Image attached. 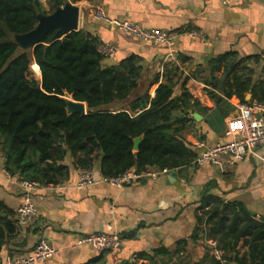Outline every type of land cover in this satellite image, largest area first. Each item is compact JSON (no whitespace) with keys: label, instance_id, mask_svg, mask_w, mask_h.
Returning a JSON list of instances; mask_svg holds the SVG:
<instances>
[{"label":"trees","instance_id":"16d2710c","mask_svg":"<svg viewBox=\"0 0 264 264\" xmlns=\"http://www.w3.org/2000/svg\"><path fill=\"white\" fill-rule=\"evenodd\" d=\"M80 1L46 0L45 7L42 0H0V157L4 167L11 176L47 186L70 178L68 158L75 168L92 169L99 160L104 176L193 165L198 153L183 131L194 119L190 114L206 108L191 94L187 87L190 75L181 72L177 63L166 64L164 72L140 92L142 57L133 53L117 64L105 65L99 51L101 39L92 32L79 29L53 41V29L34 48L19 47L14 35L35 28L39 13L49 14L67 2ZM33 61L41 82L28 77ZM208 64L210 74L204 80L222 117L229 114L228 100L233 96L241 102L264 104L262 56L241 57L230 51ZM161 77L151 97L149 88ZM179 86L180 93H176ZM66 93L85 102L88 113H69ZM249 93L252 98L247 100ZM140 136L136 150L135 139ZM203 215L207 238L218 242L232 264H264V220H257L243 203L213 197ZM13 216L0 201V249L17 231ZM241 240V247H248L243 254ZM161 253L174 254L159 248L152 254L140 252L125 264H140L145 259L155 262ZM102 259L101 254L85 264Z\"/></svg>","mask_w":264,"mask_h":264},{"label":"crops","instance_id":"0c3cea01","mask_svg":"<svg viewBox=\"0 0 264 264\" xmlns=\"http://www.w3.org/2000/svg\"><path fill=\"white\" fill-rule=\"evenodd\" d=\"M43 4L47 7L46 0ZM73 4L80 7L79 29L92 32L102 44L115 47L116 51L104 59L105 65L117 64L133 53L142 57L144 76L140 92L158 73L164 72L166 64L177 63L181 72L190 75L187 87L206 111L190 114L194 119L183 131V137L198 154L205 147L233 138L229 120L237 115L240 100L236 96L230 98L229 114L222 117L204 79L210 74L209 60L226 52L264 58L261 0H82ZM98 7L112 19L130 20L144 28L175 29L179 32L177 44L170 49L162 44L143 43L95 18L93 12ZM250 65L254 66L252 62ZM221 74L222 71L216 75ZM162 81L163 77L150 87L151 97ZM176 93H180V86ZM65 163L71 168L70 178L58 185L37 188V216L29 225L17 226L16 233L0 249V264H5L10 255L31 252L42 240L58 253L35 264H85L101 254L103 259L96 264H125L140 252L152 254L159 248L174 254L161 253L155 262L145 259L140 263L216 264L207 243L203 215L207 202L212 204L213 197L239 201L257 220H264V144L257 147L256 154L246 155L229 168L220 163L194 162L123 187L100 181L104 175L99 160L92 168L97 182L81 187L80 168L74 167L72 158ZM0 166L4 167L1 157ZM21 181L0 172V201L14 212L15 220L22 203ZM94 233L118 235L119 247L101 253L91 245L72 247L78 239ZM242 243L241 240L239 248ZM247 251V246L241 247V254Z\"/></svg>","mask_w":264,"mask_h":264},{"label":"built area","instance_id":"2783aa9c","mask_svg":"<svg viewBox=\"0 0 264 264\" xmlns=\"http://www.w3.org/2000/svg\"><path fill=\"white\" fill-rule=\"evenodd\" d=\"M261 1L264 3V0ZM93 16L111 23L122 32L137 38L143 43L162 44L170 49H173L177 44L179 32L175 29L144 28L140 24L130 20L112 19L100 7L95 9ZM99 51L107 58L116 49L113 45L101 44ZM229 132L233 135L231 140L228 142H217L213 146L205 147L198 154L194 162L196 164L220 163L224 168H229L246 155L256 154L257 147L264 144V104L257 101H240L237 115L229 120ZM199 145L203 146L204 143ZM163 171L151 168L146 172H138L132 169L117 176H103L100 181L111 186L123 187L139 179L154 178ZM0 172L6 176H10L9 171L3 166H0ZM78 174V185L81 187H86L97 182L94 178V171L91 168H80ZM39 186L40 184L35 181H21L22 203L17 210L16 216L19 226L29 225L37 216L34 193ZM120 242V237L116 234L94 233L78 239L72 244V247L91 245L101 253L106 250H116ZM207 243L218 264H232L227 258L225 250L219 246L216 240L210 238L207 239ZM57 253L58 250L55 247L42 240L29 253L8 256L5 264H35L51 258Z\"/></svg>","mask_w":264,"mask_h":264},{"label":"water","instance_id":"95a60500","mask_svg":"<svg viewBox=\"0 0 264 264\" xmlns=\"http://www.w3.org/2000/svg\"><path fill=\"white\" fill-rule=\"evenodd\" d=\"M80 25V7L71 2L58 7L54 12L46 14H38V24L31 31L14 35L15 40L18 42L19 47L22 49H31L36 45L42 43L47 33L56 29L53 41L62 39L73 31H78ZM251 94H248V100L251 99ZM67 110L69 113L79 112L87 114V104L85 102L76 101L66 93ZM198 119V114L194 115ZM142 136L135 139V149L139 148ZM103 264H107L104 261ZM140 264H145L141 262Z\"/></svg>","mask_w":264,"mask_h":264},{"label":"rangeland","instance_id":"374dc122","mask_svg":"<svg viewBox=\"0 0 264 264\" xmlns=\"http://www.w3.org/2000/svg\"><path fill=\"white\" fill-rule=\"evenodd\" d=\"M42 2H44V0H42ZM34 63H36V62L33 61L31 66H30V69L28 71V77L29 78H34V79L38 80L39 82H41V72H40L39 69L37 70L34 67ZM144 90H145V88H144Z\"/></svg>","mask_w":264,"mask_h":264},{"label":"bare ground","instance_id":"6f19581e","mask_svg":"<svg viewBox=\"0 0 264 264\" xmlns=\"http://www.w3.org/2000/svg\"><path fill=\"white\" fill-rule=\"evenodd\" d=\"M34 67L38 70L39 68H38V66H37V64H34Z\"/></svg>","mask_w":264,"mask_h":264}]
</instances>
